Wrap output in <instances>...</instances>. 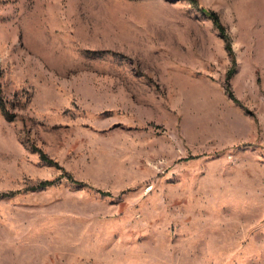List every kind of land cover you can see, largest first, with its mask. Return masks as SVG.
I'll list each match as a JSON object with an SVG mask.
<instances>
[{
    "label": "rangeland",
    "instance_id": "374dc122",
    "mask_svg": "<svg viewBox=\"0 0 264 264\" xmlns=\"http://www.w3.org/2000/svg\"><path fill=\"white\" fill-rule=\"evenodd\" d=\"M0 264H264V0H0Z\"/></svg>",
    "mask_w": 264,
    "mask_h": 264
},
{
    "label": "trees",
    "instance_id": "16d2710c",
    "mask_svg": "<svg viewBox=\"0 0 264 264\" xmlns=\"http://www.w3.org/2000/svg\"><path fill=\"white\" fill-rule=\"evenodd\" d=\"M202 11L205 13V14H207L208 15V17H210L212 20H213V22H214V24L217 26V28L219 29V31H220V34L224 37V39H225V42H226V47H227V49L229 50V51H231V53H232V49H231V47H230V43H229V41H228V39H227V35L225 34V32H224V28L222 27V25L220 24V22H219V19H218V17L216 16V14L214 13V12H211V11H208V10H205V9H202ZM234 68H232V70H233ZM230 95H232V94H230ZM231 98L233 99V97L231 96ZM50 183V181H48V180H45V181H42L41 182V184H43V185H47V184H49ZM4 195V194H3Z\"/></svg>",
    "mask_w": 264,
    "mask_h": 264
}]
</instances>
